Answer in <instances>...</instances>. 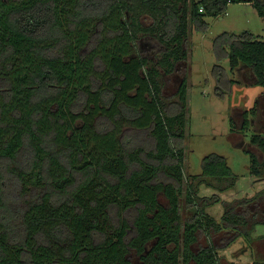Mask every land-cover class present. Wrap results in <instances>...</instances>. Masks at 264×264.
Wrapping results in <instances>:
<instances>
[{
	"label": "trees",
	"instance_id": "16d2710c",
	"mask_svg": "<svg viewBox=\"0 0 264 264\" xmlns=\"http://www.w3.org/2000/svg\"><path fill=\"white\" fill-rule=\"evenodd\" d=\"M231 1L264 17V0H0V264H220V248L250 242L264 190L208 213L202 187L220 203L237 174L212 152L188 179L187 81L167 103L159 81L186 58L191 27L204 33ZM141 34L160 56L142 54ZM213 47L264 90L263 39L224 32ZM251 142L264 153V132Z\"/></svg>",
	"mask_w": 264,
	"mask_h": 264
},
{
	"label": "rangeland",
	"instance_id": "374dc122",
	"mask_svg": "<svg viewBox=\"0 0 264 264\" xmlns=\"http://www.w3.org/2000/svg\"><path fill=\"white\" fill-rule=\"evenodd\" d=\"M142 19L146 25L153 23L148 15H143ZM205 21L208 25L204 33L191 27L184 48L186 58L179 62L177 70L167 74L162 71L159 81L166 103L178 99V90L183 80L187 81L190 126L179 146L184 148L188 179L193 181L194 175L202 172L203 158L212 152L226 156L228 165L237 174L235 186L218 193L220 203H214L217 198L213 196L216 193L213 188L202 187L200 191V202L204 197L205 202L210 204L208 213L220 217L226 203L260 195L264 190V173L262 176L251 173L250 155L245 151L247 148L255 152L259 159H264L263 151L251 142L255 132H264V90L260 85L253 84L254 77L249 68L243 67L239 72L231 73L228 58L217 59L213 41L224 32L240 34L245 31L264 40V17L251 2L231 1L225 13L218 17L207 15ZM140 37V51L144 56L157 58L161 55L163 44L144 34ZM218 64L225 69V73L217 70ZM232 79L236 81L231 84ZM252 107H257L256 112L246 116L245 112ZM246 120L249 121V128L244 131ZM260 204L264 207V201ZM183 215L186 218L188 211L184 210ZM261 219L264 220V214ZM224 236L231 237L227 233L214 234L218 245H223ZM251 236L250 242L242 236L229 247L220 248V264H254L256 260L264 259V222L256 225Z\"/></svg>",
	"mask_w": 264,
	"mask_h": 264
}]
</instances>
